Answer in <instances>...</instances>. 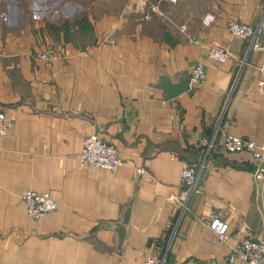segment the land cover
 Masks as SVG:
<instances>
[{
  "label": "crops",
  "instance_id": "obj_1",
  "mask_svg": "<svg viewBox=\"0 0 264 264\" xmlns=\"http://www.w3.org/2000/svg\"><path fill=\"white\" fill-rule=\"evenodd\" d=\"M13 3L0 10V107L15 119L0 135V264H145L166 249V264H225L238 241L264 240L260 163L224 146L228 133L264 144V0H92L58 36L59 22ZM236 20L259 28V47L229 30ZM52 44L53 57H36ZM218 46L232 57L214 61ZM199 63L205 80L165 99L159 75ZM89 134L127 163L83 165ZM200 162L184 211L182 168ZM29 188L59 208L33 217ZM132 201L120 243L116 223ZM215 214L230 222L226 241Z\"/></svg>",
  "mask_w": 264,
  "mask_h": 264
},
{
  "label": "built area",
  "instance_id": "obj_2",
  "mask_svg": "<svg viewBox=\"0 0 264 264\" xmlns=\"http://www.w3.org/2000/svg\"><path fill=\"white\" fill-rule=\"evenodd\" d=\"M177 2L179 0H169ZM229 30L242 37L245 40L253 42L254 46L259 47V28H256L246 21H232ZM56 54L53 45H48L36 53L40 59L51 58ZM229 49L218 46L211 49L210 56L214 61H224L232 57ZM206 72L203 64L199 63L191 73V84L202 83L205 80ZM264 84V80H261ZM15 119L0 107V135L8 134L13 128ZM204 144L209 148L215 145V135L211 138L204 139ZM224 146L229 152H251L254 158L260 163L259 170L261 175L264 174V144L254 139L238 136L228 133L224 139ZM83 165H93L96 167L109 168L116 170L119 166L126 164L119 153L118 147L103 138L99 134H89L84 138L83 147L79 155ZM203 163H188L182 168L181 172V191L177 195V201L181 203L183 210L189 208L190 197L199 191V179ZM143 172V168L138 169ZM22 198L27 204L28 212L35 218H41L46 214L56 211L59 204L56 198L49 193L41 192L34 188L26 189ZM210 226L217 232L222 241H226L229 236L230 222L219 214H215L210 220ZM168 250L163 254L149 252L145 258V264H166ZM264 263V240H256L246 237L238 241L231 252L227 255L225 264H262Z\"/></svg>",
  "mask_w": 264,
  "mask_h": 264
},
{
  "label": "rangeland",
  "instance_id": "obj_3",
  "mask_svg": "<svg viewBox=\"0 0 264 264\" xmlns=\"http://www.w3.org/2000/svg\"><path fill=\"white\" fill-rule=\"evenodd\" d=\"M29 1H31V3ZM8 2L10 4H14L13 2H18L20 5L19 11H22V6L24 3H26L28 6L31 5V9L34 10L36 14H44V20H53L55 21L54 23L59 22L61 25H66L69 27L70 25L67 23L74 26V8H77L78 11L85 12L92 4V0H2L0 2V10L7 11L8 8L3 9L2 7L3 3ZM99 7L102 8L101 5H99Z\"/></svg>",
  "mask_w": 264,
  "mask_h": 264
},
{
  "label": "water",
  "instance_id": "obj_4",
  "mask_svg": "<svg viewBox=\"0 0 264 264\" xmlns=\"http://www.w3.org/2000/svg\"><path fill=\"white\" fill-rule=\"evenodd\" d=\"M156 82V86L164 91V98L170 99L173 98L190 88L191 84V73L186 71L182 72L176 79H174L168 73H161ZM264 197V191H263ZM133 210V201L126 207L122 218L116 223V229L118 231L119 242L123 243L126 237V232L128 230V223Z\"/></svg>",
  "mask_w": 264,
  "mask_h": 264
},
{
  "label": "trees",
  "instance_id": "obj_5",
  "mask_svg": "<svg viewBox=\"0 0 264 264\" xmlns=\"http://www.w3.org/2000/svg\"><path fill=\"white\" fill-rule=\"evenodd\" d=\"M67 24L70 25L69 23H67ZM52 27L55 29L56 36H58L60 34V30L63 29L62 27L67 28V31L69 30V26H66V25L57 26L54 24Z\"/></svg>",
  "mask_w": 264,
  "mask_h": 264
}]
</instances>
